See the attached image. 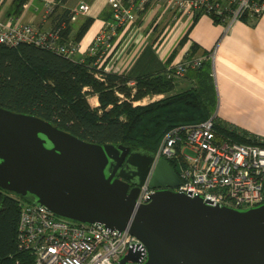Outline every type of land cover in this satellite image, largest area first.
Listing matches in <instances>:
<instances>
[{"label": "water", "instance_id": "water-1", "mask_svg": "<svg viewBox=\"0 0 264 264\" xmlns=\"http://www.w3.org/2000/svg\"><path fill=\"white\" fill-rule=\"evenodd\" d=\"M154 153L84 140L33 114L0 106V188L81 222L137 236L116 264H264V203L234 208L176 190L166 159L137 203Z\"/></svg>", "mask_w": 264, "mask_h": 264}, {"label": "built area", "instance_id": "built-area-1", "mask_svg": "<svg viewBox=\"0 0 264 264\" xmlns=\"http://www.w3.org/2000/svg\"><path fill=\"white\" fill-rule=\"evenodd\" d=\"M34 0H27L24 8ZM45 15L54 11L53 0H42ZM112 16L107 19L89 45L88 53L97 55L96 63L111 71L115 44L113 37L119 28L134 22L150 6H166L176 16L191 17L199 11L215 13L226 26L243 16L255 19L264 14V0H108ZM89 4L79 3L77 12H88ZM63 22L59 27L43 31L31 23L0 19V43L17 46L34 43L65 56H75L79 46L63 40ZM211 53H202L175 60L168 76L181 80L189 68L199 67ZM134 86V81H129ZM122 96V94H120ZM163 94L146 96L134 101L146 104ZM172 160L180 178L175 189L191 195H201L213 204L248 208L264 203V145L241 143L218 134L211 117L201 123L176 126L162 138L154 153V161L145 183L140 187L138 204L149 201L154 189L149 186L153 170L160 159ZM20 206L18 245L32 252L36 264H116L129 248H144L143 242L129 231H117L103 224L81 222L50 211L47 207L11 193Z\"/></svg>", "mask_w": 264, "mask_h": 264}, {"label": "trees", "instance_id": "trees-1", "mask_svg": "<svg viewBox=\"0 0 264 264\" xmlns=\"http://www.w3.org/2000/svg\"><path fill=\"white\" fill-rule=\"evenodd\" d=\"M26 1L16 0L18 12ZM202 13L199 11L194 15L181 44ZM72 14V11L65 12L56 27L67 21L62 38L77 43L93 18H86L74 36L68 38L72 31ZM208 14L215 22L224 23L215 13ZM111 16L112 10L107 19ZM241 20L253 19L243 16ZM197 49L193 44L185 57L195 56ZM96 59L97 55H90L88 51L84 55L68 57L34 43L24 42L17 46L0 43V106L41 117L84 140L123 144L132 150L152 153L173 127L201 123L211 117L218 134L241 143L264 145V138L215 116L217 96L212 59L207 58L199 67L188 69L187 73L192 70L195 78L188 88H178L180 80L168 76L170 65L135 75L105 71L108 58L100 65ZM131 80L134 86L129 85ZM156 94L163 96L146 104L134 105V101ZM94 95L98 97L97 106H92L89 101ZM170 163L177 170L172 160ZM19 220L17 199L11 192L0 188V264H36L30 250L19 248Z\"/></svg>", "mask_w": 264, "mask_h": 264}, {"label": "crops", "instance_id": "crops-1", "mask_svg": "<svg viewBox=\"0 0 264 264\" xmlns=\"http://www.w3.org/2000/svg\"><path fill=\"white\" fill-rule=\"evenodd\" d=\"M54 11L45 15L42 0H34L18 12L16 0H0V19L12 23H31L47 31L56 27L67 11L75 12L79 3L89 4L88 12H77L70 21L73 37L88 17L93 22L77 42V55H84L110 15L108 0H53ZM194 16H176L166 6H150L134 22L120 28L113 43L115 58L111 70L140 74L164 69L184 56L193 44L196 55L212 54V75L217 105L215 116L230 125L264 138V14L253 20H237L231 25L217 23L202 13L190 28L187 39L180 43ZM67 23V21H65ZM69 40V39H68ZM176 51V53L174 52ZM175 54H174V53ZM195 78L190 70L178 88H188ZM97 99L93 106L99 104Z\"/></svg>", "mask_w": 264, "mask_h": 264}, {"label": "rangeland", "instance_id": "rangeland-1", "mask_svg": "<svg viewBox=\"0 0 264 264\" xmlns=\"http://www.w3.org/2000/svg\"><path fill=\"white\" fill-rule=\"evenodd\" d=\"M43 4H44V3H43ZM156 95H158V94H156ZM149 96H150V95H149ZM153 96H154V95H152V96H150V97L152 98ZM160 97H161V96H160ZM160 97L157 96L156 99H159ZM92 99H93V98H92ZM92 99H91V97H90V98H89V101H90L91 105L93 106L95 102H94V100H92ZM156 99H154V100H156ZM146 102H150V100H147Z\"/></svg>", "mask_w": 264, "mask_h": 264}, {"label": "bare ground", "instance_id": "bare-ground-1", "mask_svg": "<svg viewBox=\"0 0 264 264\" xmlns=\"http://www.w3.org/2000/svg\"><path fill=\"white\" fill-rule=\"evenodd\" d=\"M92 100H94V102H96V103H97V99H96V98H93Z\"/></svg>", "mask_w": 264, "mask_h": 264}]
</instances>
